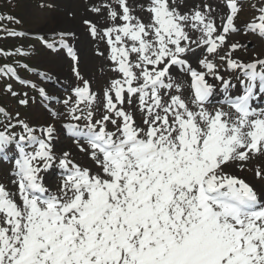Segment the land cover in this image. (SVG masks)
Masks as SVG:
<instances>
[{"label": "snow or ice", "instance_id": "obj_1", "mask_svg": "<svg viewBox=\"0 0 264 264\" xmlns=\"http://www.w3.org/2000/svg\"><path fill=\"white\" fill-rule=\"evenodd\" d=\"M223 5L221 15L219 5L203 2L185 11L179 0H114L104 6L111 26L84 20L94 39H106L119 75L102 99L81 75L69 34L60 33L82 82L75 100H63L64 127L94 167L68 151L57 156L52 125L17 119L21 134L4 125L0 154L14 144L18 158L9 185L0 182V264H264V188L234 171L264 157V107L254 104L264 101V58L235 56L244 45L228 41L242 7L239 0ZM252 7L258 16L246 26L264 37V0ZM197 48L207 55L193 67ZM173 70L190 77L189 98ZM0 74L19 80L12 67ZM234 80L241 94L233 95ZM7 91L18 95L11 84ZM53 166L61 179L50 189L41 174ZM255 175L264 181V170Z\"/></svg>", "mask_w": 264, "mask_h": 264}, {"label": "rangeland", "instance_id": "obj_2", "mask_svg": "<svg viewBox=\"0 0 264 264\" xmlns=\"http://www.w3.org/2000/svg\"><path fill=\"white\" fill-rule=\"evenodd\" d=\"M185 2L187 8H185ZM202 2L210 4L214 8L219 5L220 9H222L221 15L227 11L223 4H219L223 2L216 0L179 1L181 8H185V11H191L194 6H199ZM244 2V0L239 2L242 9L246 7ZM109 3H114V0H2L0 2V12L15 11V16L20 21V30L16 31L26 33L23 37L0 34V54L8 53L9 62L15 61L16 64L23 62V64L27 65V68L24 69L25 71L18 68L17 65L12 67L16 70L18 77L27 82L25 86L19 85L17 79L11 81L7 77L4 78V82L11 84L13 89L23 90L22 92L28 98V103L23 108H20L22 104L18 103L20 100L15 101L12 108L4 107L8 116L3 121L5 123L17 124V119H19L28 123L30 127L37 129L49 125L54 126L57 132V135H54L55 139L52 141L53 144H56L53 147L54 152L60 156L64 151H68L77 163L89 167L94 166L86 154L79 151L78 147L75 146V142H66L64 136V125L68 122V116L67 109L63 105V100L69 96L75 100L74 89L82 86V82L72 72L73 62L71 58L67 57L63 48L60 47V33L69 34L64 37V40L66 43H69L79 56L78 66L81 75L89 81L92 91L102 99L104 89L108 87L112 79L119 78V75L112 70L114 65L109 59L110 47L106 39H94L83 21L91 20L97 23V26L100 28L111 26L112 21L107 18V11L104 7ZM251 3L259 7L261 0H255ZM93 7H100L101 12H93ZM252 13L254 15L257 13L255 8L252 10ZM248 21L238 19L236 23L239 31L230 35L228 43L239 42L244 45V47L235 53L237 58L245 61H251L258 57L264 58V42L261 37L249 32L246 25L253 20ZM217 23H220L219 17H217ZM11 29L15 30L13 26ZM189 32L193 38L199 35V33L192 32L190 29ZM41 38L48 43L54 44L55 47L49 49L48 47H43L40 42ZM193 47L195 46L193 45ZM17 49H20L24 54H17ZM98 53H103V55H99ZM203 55H207V53L202 48H197L195 53L190 55L189 62L192 63L193 67H196L197 59L202 58ZM217 63L220 62L217 61ZM172 74L177 78L178 82L182 81L184 83V95L186 98H189L190 92L188 86L190 77L184 73H179L178 70H173ZM32 85H35L34 89L39 93V89L44 88L49 99H41L40 97L38 100L37 91L29 90L33 88ZM7 92V86L1 85L0 103H7L5 102L7 97L5 98V96L11 98ZM53 111L60 112V118H54L51 115ZM2 126L3 124L0 123V129ZM21 131L23 132V129ZM257 169L264 170V157L254 158L249 163V167L243 172L235 169V173L244 176L253 184H260L261 186L259 187L263 188L262 182L255 175ZM13 170L9 169L6 165H0V178L6 185H9ZM48 171L50 175L48 180L52 184L46 183L45 185L53 189L59 184L61 177L52 175V171H58L57 166H53ZM11 187L13 191L16 190L15 186Z\"/></svg>", "mask_w": 264, "mask_h": 264}]
</instances>
